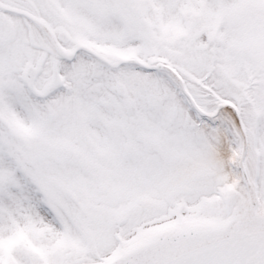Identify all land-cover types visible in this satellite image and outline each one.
<instances>
[{
    "label": "snow or ice",
    "instance_id": "6c2138e0",
    "mask_svg": "<svg viewBox=\"0 0 264 264\" xmlns=\"http://www.w3.org/2000/svg\"><path fill=\"white\" fill-rule=\"evenodd\" d=\"M0 264H264V0H0Z\"/></svg>",
    "mask_w": 264,
    "mask_h": 264
}]
</instances>
